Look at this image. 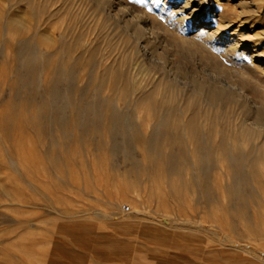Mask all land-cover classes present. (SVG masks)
I'll return each instance as SVG.
<instances>
[{
    "label": "rangeland",
    "instance_id": "374dc122",
    "mask_svg": "<svg viewBox=\"0 0 264 264\" xmlns=\"http://www.w3.org/2000/svg\"><path fill=\"white\" fill-rule=\"evenodd\" d=\"M125 1L160 28L152 62L99 0H0V264H256L220 241L264 254V118L206 106L190 80L200 56L235 77L248 62L212 34L222 18L264 53V0L247 20L214 2L203 36L195 2Z\"/></svg>",
    "mask_w": 264,
    "mask_h": 264
},
{
    "label": "bare ground",
    "instance_id": "6f19581e",
    "mask_svg": "<svg viewBox=\"0 0 264 264\" xmlns=\"http://www.w3.org/2000/svg\"><path fill=\"white\" fill-rule=\"evenodd\" d=\"M99 1L102 3V5H107L108 7L116 8L115 11L118 16L128 17L129 22L131 24V28L135 32V35H138L146 42L145 44H142V50H143L142 56L143 57L145 56L144 59L147 58L149 62H152L153 53L152 51H149L147 44L148 43L152 44L157 41L156 35H157V31L160 30V28L157 27L148 18L147 15H145L146 13H144L143 10L130 6L125 0H99ZM181 1H182L181 4L182 7L181 6L180 7L182 9H187L190 3L195 2L196 5H194V7L190 9L191 11L190 16L197 17L200 12L201 15L197 17L195 21V24L197 22H200V25H194V27L197 26L199 28L198 29L199 35L203 36L205 35V33L207 34L206 28H209L211 26V23L213 24V21L210 20L212 17L211 14H213L212 13L213 11L211 10H213L214 2H218L219 0H181ZM237 5L242 7L249 6L248 8L250 11H248V13L251 15H248L247 17L244 18V20H247L250 18V16L255 15V13L258 11L257 7L260 4L258 0H238ZM162 8L164 7L162 6ZM118 16L116 18H118ZM220 18H222V16ZM222 19H223V23L214 25L215 28L214 31H212L213 32L212 34H214L215 37L216 36L218 37L217 41H220L221 43H224V41L227 42V44L225 43L224 44L227 46L225 47L228 49V52L230 51L233 52L234 54L236 52H239V55L241 56L244 55L246 57V60H248V62H245V64H243V66L240 69L233 68V71L234 73H236L237 76L235 77L233 75H230L231 74L229 73L230 70L224 67L222 65L223 63L221 64L213 58L200 56L198 59L199 65L201 66L200 75L194 73L190 80V90L192 92V96L196 100L203 102V104H205L210 108H215L218 106H228L233 102H238L240 104V109L242 110L241 114L244 116V118H246V120H252L251 124L256 127H259L261 121H263L264 118V94L262 92L258 93L257 91L261 89L263 90V86L259 85L260 83L258 81L260 78L259 76L264 78V53L254 54V51L258 45V42H254V41H259L260 37L254 36L255 40H251L250 41L251 43L249 42V44L242 45L240 42L242 40L244 41L245 39H243L241 35H239L240 40L238 41L237 40L234 41L232 38L226 36V34L224 33V29H226V27L230 25L232 21L226 18H222ZM242 26L243 25L241 23L237 25L236 29L234 30V32H232V34L237 32L238 31L237 28H241ZM209 34L208 36L211 37V35ZM187 42L188 43H186L185 45L192 44L191 40ZM250 44H253V46H250ZM164 54L166 58L162 59V70H163L162 73L168 74L170 72L175 73L176 71H178L180 65L179 59L176 58L174 55H172L168 50L165 51ZM142 72L143 71H139L138 74L143 76L144 78L145 77L147 78L146 76L147 73L143 74ZM154 79L155 77H153V80ZM250 80L252 81L251 82L252 84H254L253 81L256 84H258L257 87L255 86L254 88L253 86H250L249 85L250 83L248 84L247 82ZM206 148L204 149V147H202L201 150L208 151L207 149L210 147H208L207 149ZM158 223L163 224L159 220ZM201 229L205 231L210 230L205 226H201ZM220 244H225L226 248H229L230 250H233L235 252H241L245 254L250 260L255 261L254 263L256 264H264V254L257 255L256 252L252 250L249 246L241 245L243 243L236 242L228 235L223 236L222 240L220 241ZM244 244H249V243H244Z\"/></svg>",
    "mask_w": 264,
    "mask_h": 264
}]
</instances>
